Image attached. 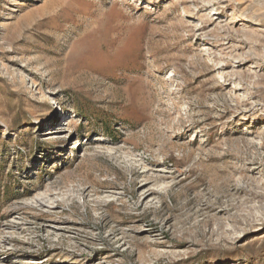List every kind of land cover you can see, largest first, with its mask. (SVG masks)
<instances>
[{"label": "rangeland", "instance_id": "rangeland-1", "mask_svg": "<svg viewBox=\"0 0 264 264\" xmlns=\"http://www.w3.org/2000/svg\"><path fill=\"white\" fill-rule=\"evenodd\" d=\"M0 264H264V0H0Z\"/></svg>", "mask_w": 264, "mask_h": 264}, {"label": "bare ground", "instance_id": "bare-ground-1", "mask_svg": "<svg viewBox=\"0 0 264 264\" xmlns=\"http://www.w3.org/2000/svg\"><path fill=\"white\" fill-rule=\"evenodd\" d=\"M188 13V12H187Z\"/></svg>", "mask_w": 264, "mask_h": 264}]
</instances>
